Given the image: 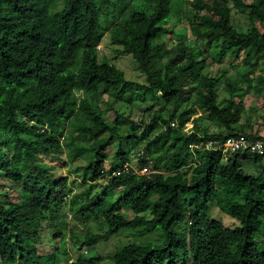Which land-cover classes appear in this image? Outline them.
Here are the masks:
<instances>
[{
	"label": "trees",
	"instance_id": "1",
	"mask_svg": "<svg viewBox=\"0 0 264 264\" xmlns=\"http://www.w3.org/2000/svg\"><path fill=\"white\" fill-rule=\"evenodd\" d=\"M234 9L247 29L234 25ZM105 35L143 81L100 56ZM225 59L247 69L229 75ZM251 92L264 97V0H0L2 261L57 264L39 247L44 223L66 207L86 227L75 246L88 249L66 264H101L85 256L99 241L158 228L160 240L129 242L112 264H264L254 243L264 168L242 166L264 154L222 146L229 136L264 141L248 131ZM125 94L148 104L140 120L117 107ZM133 149L151 173L125 169ZM62 165L82 181L69 183ZM212 203L240 224L209 218Z\"/></svg>",
	"mask_w": 264,
	"mask_h": 264
},
{
	"label": "rangeland",
	"instance_id": "2",
	"mask_svg": "<svg viewBox=\"0 0 264 264\" xmlns=\"http://www.w3.org/2000/svg\"><path fill=\"white\" fill-rule=\"evenodd\" d=\"M231 16H232V21L234 25L239 27L240 29H247L249 27V20L247 17L241 13H238L235 9L231 11ZM188 37H192V34L190 31H187ZM177 39V36L174 37ZM109 37L104 36L100 46H99V52L100 56L102 57L103 55L108 57L111 62H115L119 67H121L123 70H125L126 75L134 80L138 81H143L144 77L141 76L136 68V65L134 64L132 60L131 55H120L116 53V47L111 46L109 43ZM232 59H225L223 64L220 66L222 68L227 67L228 68V74L235 76L237 72H242L247 69V67L241 69V68H233L230 66V61ZM217 66V65H216ZM216 66L212 67L211 70L213 73L217 70ZM219 67V68H220ZM220 95L221 97L225 96L226 93L223 89H220ZM113 98V97H111ZM153 102V100H150ZM150 103V102H149ZM264 97H256L252 92L247 98V103L246 106L248 108V114H249V119L251 122H253L254 127L253 129L251 128L250 132L252 133H258L261 136H264V121L263 118L257 117L258 115L255 114L254 111H252V107H256L259 110V113H264ZM103 107H105L104 103L102 104ZM148 105L146 103L140 102L138 99L134 98H129L127 94L123 96L121 100L117 102V107L125 113L126 116H131L132 119L140 120L141 119V112L145 108V106ZM253 105V106H252ZM201 113V112H200ZM192 127V123H189L187 126V129H190ZM109 149V148H108ZM131 155V161L134 162L132 165L133 169L136 170L137 172L140 171L141 167L138 165V149H133L130 152ZM251 155V154H250ZM53 163L57 164L58 166H61V161H54ZM149 166V165H148ZM242 166L245 168L247 172H257L259 173L263 168H264V163L261 164H251L250 161L247 160V158L242 159ZM68 166L62 165L63 168V174L67 175L69 177V183H73L72 181H77V183L82 181L81 176H77L76 173L72 172L69 169ZM143 167V166H142ZM151 173V172H149ZM153 173V172H152ZM4 185L6 188L12 192V182L9 181V179H2ZM102 179L100 180V182ZM97 184V185H96ZM94 185H96L93 189V191H100L101 190V184L99 182H95ZM59 192V191H58ZM17 192H14V198L17 197ZM212 209V213L209 215V218L221 220L226 226L228 227H235L240 224V222L236 219L233 218L232 216L224 213L220 209L217 208L216 205L213 203L210 205ZM65 214H60L59 219L56 223H52L51 226H45L47 225L44 223V229L42 231L43 233V244L40 245L39 251L40 254H50L54 253L55 255V261L57 264H66L68 260H72L75 258L78 252L85 253V250H88L87 247H84L81 250L77 249V246H75V243L73 241L74 236H80L82 237L85 232H86V227L80 223L75 222V218L72 216V213L70 210L67 211ZM193 209L192 207L190 210ZM69 212V213H68ZM186 224L181 223L178 225L177 229L180 230V235H184L183 230L185 229ZM56 230H61L62 235L60 236H54L53 233ZM94 231H98L97 226L94 227ZM101 231V230H100ZM161 233L159 228L154 229L150 232L145 230L144 232L140 230H135L133 232L131 231H124L121 232L119 235L112 236L111 238L107 240H102L97 243V245L90 249L85 256L87 257H96V256H103V261L101 264H112V256L114 253L122 248L125 244L129 242H147L149 240H160L161 239ZM155 242V241H154ZM254 243L257 247L260 249L264 250V217L262 218L261 225H260V233L256 236ZM52 256L46 255L47 260H50ZM47 262V261H46ZM0 264H7L2 261L1 256H0ZM8 264H22L20 261L18 262H11Z\"/></svg>",
	"mask_w": 264,
	"mask_h": 264
},
{
	"label": "built area",
	"instance_id": "3",
	"mask_svg": "<svg viewBox=\"0 0 264 264\" xmlns=\"http://www.w3.org/2000/svg\"><path fill=\"white\" fill-rule=\"evenodd\" d=\"M213 145H214V142H212V141H210L207 144L208 147H214ZM191 146L194 147L193 144ZM222 146H223V148H225L227 150H231V151L246 148V149H250L251 152L264 154V141L263 140H256L253 142H248L244 138H236L234 136H229L222 143ZM128 168L133 169L132 164L127 163L125 165V169H128ZM149 172H151V171H150V167L148 165L141 167V169L139 171V173H143V174L149 173Z\"/></svg>",
	"mask_w": 264,
	"mask_h": 264
}]
</instances>
